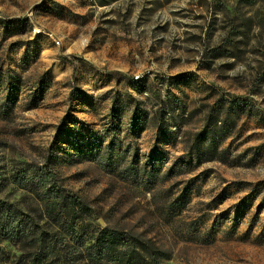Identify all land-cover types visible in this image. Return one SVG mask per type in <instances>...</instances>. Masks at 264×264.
<instances>
[{"label": "rangeland", "instance_id": "obj_1", "mask_svg": "<svg viewBox=\"0 0 264 264\" xmlns=\"http://www.w3.org/2000/svg\"><path fill=\"white\" fill-rule=\"evenodd\" d=\"M46 171L88 202L82 224L151 241L159 264H264V0H0V201L71 251ZM30 246L1 242V263Z\"/></svg>", "mask_w": 264, "mask_h": 264}, {"label": "trees", "instance_id": "obj_2", "mask_svg": "<svg viewBox=\"0 0 264 264\" xmlns=\"http://www.w3.org/2000/svg\"><path fill=\"white\" fill-rule=\"evenodd\" d=\"M21 26L24 25L18 24L17 28ZM135 90L139 93L144 91H141L139 86L135 87ZM158 98L162 104V98L159 96ZM126 102L128 106L135 102L136 109L132 112L134 115H139L143 119L149 117V113L141 107L142 102L134 98L133 95H128ZM130 110L131 108H129ZM119 115H122V111L119 112ZM153 117L158 124V135H166L165 131L163 133L162 130L166 126V115L162 106ZM216 150L214 147L211 149L209 159L215 158ZM89 155L93 160L107 159L108 161L103 160L101 162L103 164L108 163L109 170H112L113 166H117L112 161L113 156H121L120 152L115 149L104 151L100 147H93L89 151ZM46 172L48 175L42 173L39 177L40 180L44 181L40 190L44 192L42 196L45 200V213L49 220L61 226L71 238L74 243L73 248L68 251L66 247H59L56 235H50L45 231L37 235L36 230L30 227V222L34 221L31 216L0 201V243L10 242L20 246L31 245L28 249L29 252L20 256L12 264H55L52 262L59 259L53 257H58L63 253L67 254V258L62 261V264H159V259L166 255L165 251L151 241H145L128 231L109 226L89 229L86 224H82L93 213L88 202L72 191H62L57 183L56 173L53 171ZM128 172L127 169L125 174L127 175ZM129 173L135 174L136 177L143 175L149 180L156 177L152 171L144 170L141 174L140 169L136 168H132V172ZM51 180L54 181L49 183ZM62 249L65 252H61ZM0 264H2L1 259Z\"/></svg>", "mask_w": 264, "mask_h": 264}]
</instances>
